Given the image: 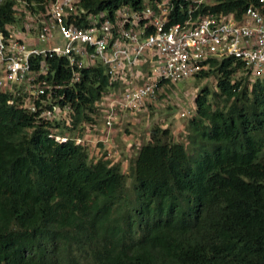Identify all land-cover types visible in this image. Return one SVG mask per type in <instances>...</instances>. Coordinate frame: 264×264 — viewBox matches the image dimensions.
<instances>
[{"label":"trees","instance_id":"obj_1","mask_svg":"<svg viewBox=\"0 0 264 264\" xmlns=\"http://www.w3.org/2000/svg\"><path fill=\"white\" fill-rule=\"evenodd\" d=\"M49 1L4 0L0 30L25 29ZM156 1L79 4L111 15ZM190 5L167 0L169 23L183 22ZM246 6L216 0L191 15L239 18ZM43 61L36 80H47L66 115L44 120L24 106L28 93L0 91V264H264V76L250 81L239 60H212L194 77L213 76L216 89L198 90L184 141L153 125L124 172L108 152L92 158L87 143H75L89 138L102 96L117 84L100 64L74 68L71 81L65 58ZM52 131L69 138L57 142Z\"/></svg>","mask_w":264,"mask_h":264},{"label":"built area","instance_id":"obj_2","mask_svg":"<svg viewBox=\"0 0 264 264\" xmlns=\"http://www.w3.org/2000/svg\"><path fill=\"white\" fill-rule=\"evenodd\" d=\"M79 1L50 0L44 15L28 18L35 22V39L30 38L27 23L25 29L12 25L6 27L7 33L0 30V91L28 93L24 106L39 118L51 120L69 110L52 96L47 80H36L46 73L45 58H65L73 70L71 81L79 79L75 69L104 67L109 82L117 84L99 103L106 111V127L111 126L115 109L137 111L154 103L166 82L192 78L208 69L212 60H239L250 81L264 76V0H247L239 18L234 11L192 16L199 5L216 0H191L188 17L176 23H169L167 0L140 9L123 6L111 15L88 13ZM35 61L36 72L31 69ZM44 93L45 98L39 97ZM31 96L39 97V103ZM49 136L57 142L69 138L54 131ZM75 143L87 139L76 136Z\"/></svg>","mask_w":264,"mask_h":264},{"label":"rangeland","instance_id":"obj_3","mask_svg":"<svg viewBox=\"0 0 264 264\" xmlns=\"http://www.w3.org/2000/svg\"><path fill=\"white\" fill-rule=\"evenodd\" d=\"M26 23L27 28H31L30 38L35 39L34 20H27ZM215 85L213 76L201 79L192 77L175 83L169 88L161 89L160 96L154 103H146L137 111L115 109L110 127L105 126L106 111H99L94 116L95 125L86 132L89 136L86 139L90 156L95 158L101 151H106L112 160L121 162L122 170L127 172L129 158L141 143L148 140L153 125L168 126L176 140L184 141V128L194 111L195 95L204 86L215 90ZM182 113L185 115L182 116ZM130 184L131 179L128 178L127 185Z\"/></svg>","mask_w":264,"mask_h":264}]
</instances>
